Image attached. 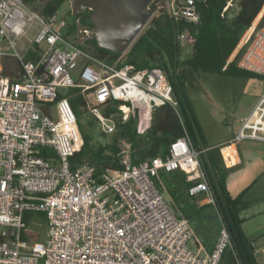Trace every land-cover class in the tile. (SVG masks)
Wrapping results in <instances>:
<instances>
[{
  "label": "built area",
  "instance_id": "2783aa9c",
  "mask_svg": "<svg viewBox=\"0 0 264 264\" xmlns=\"http://www.w3.org/2000/svg\"><path fill=\"white\" fill-rule=\"evenodd\" d=\"M153 2L157 10L199 22L195 0ZM74 23L71 30L69 20L57 12L44 16L26 0H0V264H220L233 250L231 232L201 165L205 148L193 144L183 125L165 150L138 162L123 140L115 169L74 157L83 138L67 95L71 88L106 134L116 129L102 111L112 101L126 102L122 113L134 110L142 129L156 102L177 106L160 67L117 66L97 56L88 49L94 26L79 18ZM177 40L188 52L195 37L184 31ZM29 49L36 59L25 58ZM239 53V67L264 77V23L245 29L223 68ZM5 56L21 62L22 81L3 73ZM246 138L264 140V89L233 138L219 147L225 161L234 143ZM178 170L191 182L188 194H202L214 207L218 231L210 250L191 246L199 240L189 219L161 191V173ZM36 213L44 215L43 240L29 229Z\"/></svg>",
  "mask_w": 264,
  "mask_h": 264
},
{
  "label": "trees",
  "instance_id": "16d2710c",
  "mask_svg": "<svg viewBox=\"0 0 264 264\" xmlns=\"http://www.w3.org/2000/svg\"><path fill=\"white\" fill-rule=\"evenodd\" d=\"M26 1L33 9L46 16L57 12L60 6L69 0ZM227 1L195 0L196 10L200 17L198 23L171 15L166 8L157 10L156 4L153 2L151 7L154 12L155 9L157 12L151 16L144 29L140 31L126 51L114 52L100 47L97 45L94 37L89 41L88 47L94 54L109 62L117 61V66L124 63H132L137 68L156 66L165 72L167 79L172 85L173 97L177 102L176 110L179 117V119L177 116L174 118L175 122L172 125V129L176 130V125L178 127L179 125H183L193 144L196 147L205 148L200 154L201 165L212 189L215 190V184L218 183L223 191H225V185L220 178L216 159V152L219 151V146L206 149L204 131L196 115L191 93L200 92L203 82L212 84L214 79L220 81L228 77L244 80L264 78L261 74L254 73L237 65L240 53L228 63L226 68H223L241 34L252 24L263 8L264 0H232V4L223 11V7ZM67 15L71 16L69 20L71 30H74L76 26L74 21L77 18L80 19L82 25L93 27V24L89 21V9L79 12L76 16H72L69 9ZM263 23L264 13L260 18L258 26H261ZM184 31L191 32L195 40L191 49L183 54L179 47L177 35ZM35 55L36 53L29 49L25 58L34 60L36 59ZM3 73L14 82H20L24 79V70L21 62L12 56H5L3 58ZM67 95L75 111L76 123L83 138V143L74 156L77 159L87 158L90 162L102 167L115 169L119 166L118 152L123 140L130 143L133 162H138L156 154L158 152V144L163 139L167 140V132H164L163 135H153L152 140H149L147 136L150 135L149 133H144L143 129L139 126L134 110H130L124 116L121 108L127 103L121 101H112L104 106L102 110L106 116H112L116 122L115 131L106 137L107 134L100 129L96 118L86 107L84 97L78 92V89L71 88ZM78 106L82 108L81 112L78 110ZM82 113L88 115V119L83 120ZM97 127L100 132L97 130ZM180 134H174V137ZM177 173V171H174L168 174L161 173V175L165 181H169L170 178L168 177L175 178V176L181 175ZM182 175L181 182L188 186L189 183L186 181L184 173ZM172 188L176 187L173 185ZM172 188H170V192L173 195L175 189ZM173 198L177 201L176 195ZM227 201L233 219L239 229L250 263L260 264L254 250L240 229V221L236 217V210L234 208L236 202L230 200L229 197H227ZM219 207L231 232L224 208L221 204H219ZM29 215L31 214H25L27 220L31 219ZM33 220L43 225L44 215L36 213ZM232 242L239 264H246L237 243L233 239Z\"/></svg>",
  "mask_w": 264,
  "mask_h": 264
},
{
  "label": "crops",
  "instance_id": "0c3cea01",
  "mask_svg": "<svg viewBox=\"0 0 264 264\" xmlns=\"http://www.w3.org/2000/svg\"><path fill=\"white\" fill-rule=\"evenodd\" d=\"M168 106L161 104V119L159 128L163 135L167 132V141L174 137V134L180 132L178 125H176V130L172 129V125L175 120L173 115H168L166 108ZM252 108V107H250ZM196 110V109H195ZM249 112V111H247ZM154 115V114H153ZM246 115V113H245ZM244 115V116H245ZM153 117V116H152ZM199 119V118H198ZM200 122V120H199ZM202 128L203 125L200 122ZM238 126V124H237ZM232 129L231 133L223 137L216 139H210L204 133V140L206 142V149H211L216 146H222L221 144L228 143L234 136L236 128ZM180 134V135H181ZM202 147V146H201ZM203 148V147H202ZM235 152L231 153L230 161H225L223 158L220 148L216 152V159L218 169L220 171V178L225 185V196L226 199L229 197L230 200H234L236 217L240 221V229L243 235L246 237L248 243L253 247L254 253L260 264L264 262V220L260 223L261 227L257 230L251 231L247 226L246 221L252 217L255 213L247 215L248 208L255 207L260 201H264V184L260 188L259 176L264 171V140L246 138L241 141L234 143ZM161 151V149H160ZM158 151L157 153H159ZM225 148L222 150L224 155L229 154V150L224 152ZM156 153V154H157ZM180 176H175V178H170L169 181H165L161 175V191L166 198L168 204L177 213L185 215V211L188 213H193L196 216L194 219V227L192 226L196 238L199 241H192L191 246L198 247L203 246L204 249L210 250L215 241L217 231H218V220L215 214L213 205L206 202L204 195L190 196L187 192L188 186L181 182L183 177V172L177 171ZM168 174V173H165ZM185 176V175H184ZM186 179V178H185ZM218 184V183H217ZM173 185L176 188H172ZM170 188L175 189V193L172 195ZM222 188V187H221ZM214 191V190H213ZM176 195V200L173 198ZM217 198V197H216ZM189 219V218H188ZM264 219V218H263ZM238 228V227H237ZM239 230V229H238ZM222 262V263H221ZM220 264H239L238 257L235 253V248L228 249L224 253Z\"/></svg>",
  "mask_w": 264,
  "mask_h": 264
},
{
  "label": "rangeland",
  "instance_id": "374dc122",
  "mask_svg": "<svg viewBox=\"0 0 264 264\" xmlns=\"http://www.w3.org/2000/svg\"><path fill=\"white\" fill-rule=\"evenodd\" d=\"M70 9L69 2L63 3L57 11L58 18L71 19L70 15H67V11ZM262 10V9H261ZM40 13V12H39ZM264 13V10H263ZM263 13L253 20L258 25ZM155 14V12H154ZM144 29V27H143ZM142 29V30H143ZM186 52H183V54ZM202 90L200 92L191 93L192 103L194 109H196V115L203 125V131L210 139H216L223 137L232 132V129L239 124V119L250 111V107L253 106L257 97L262 93L264 89V78L254 80H244L239 78H224L218 81L214 79L212 84L203 82ZM156 108L152 119L143 128L144 133H149L147 136L149 140H152L153 135L162 134L159 125L161 117V104L163 102H156ZM164 105L168 106L166 112L168 115L178 117L176 109L168 103L164 102ZM78 110L81 112L82 108L78 106ZM83 114V113H82ZM88 119V115L83 114L82 119ZM98 124V123H97ZM180 132H182V125H179ZM97 130H100L97 127ZM107 134L106 137H108ZM170 140V139H169ZM153 143V142H151ZM167 140L163 139L158 144V151L160 149H166ZM260 185L257 188H261L264 184V171L259 176ZM188 215L191 225L194 227V219L196 218L193 213L184 212ZM246 223L251 231L257 230L261 227V222L264 220V201H260L255 207H250L247 210V215H251ZM30 231L33 234H38L37 239L43 240L45 236L46 226L41 225L38 222H33L29 226ZM222 263V262H221ZM226 264V262H224ZM264 264V262H263Z\"/></svg>",
  "mask_w": 264,
  "mask_h": 264
},
{
  "label": "water",
  "instance_id": "95a60500",
  "mask_svg": "<svg viewBox=\"0 0 264 264\" xmlns=\"http://www.w3.org/2000/svg\"><path fill=\"white\" fill-rule=\"evenodd\" d=\"M153 0H69L72 16L89 9V21L95 29L96 43L114 52L126 51L154 13ZM218 204L224 208L231 228L232 239L237 243L246 264H251L240 232L231 214L225 193L215 184ZM252 247V246H251ZM253 249V247H252Z\"/></svg>",
  "mask_w": 264,
  "mask_h": 264
},
{
  "label": "bare ground",
  "instance_id": "6f19581e",
  "mask_svg": "<svg viewBox=\"0 0 264 264\" xmlns=\"http://www.w3.org/2000/svg\"><path fill=\"white\" fill-rule=\"evenodd\" d=\"M264 5V4H263ZM263 10H264V6H263V8H262V10L259 12V15H258V17L263 13ZM254 23H255V21H254ZM226 151H228V149L227 148H225V151L224 152H226ZM227 156V155H226Z\"/></svg>",
  "mask_w": 264,
  "mask_h": 264
}]
</instances>
